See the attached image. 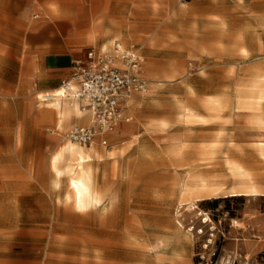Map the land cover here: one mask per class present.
<instances>
[{
	"label": "rangeland",
	"instance_id": "rangeland-1",
	"mask_svg": "<svg viewBox=\"0 0 264 264\" xmlns=\"http://www.w3.org/2000/svg\"><path fill=\"white\" fill-rule=\"evenodd\" d=\"M99 3L117 28L88 22L86 0H0V264H264V101L244 103L264 79V0ZM114 43L136 45L146 91L107 147L71 143L89 116L59 119L42 99ZM67 146L95 151L99 207L73 208L76 157L57 161L59 176L52 166ZM226 160L263 195L224 197L241 183ZM194 173L219 194L183 195Z\"/></svg>",
	"mask_w": 264,
	"mask_h": 264
},
{
	"label": "built area",
	"instance_id": "built-area-1",
	"mask_svg": "<svg viewBox=\"0 0 264 264\" xmlns=\"http://www.w3.org/2000/svg\"><path fill=\"white\" fill-rule=\"evenodd\" d=\"M143 57L136 45L122 47L114 43L109 49L90 48L71 66L70 77L57 91L45 94L42 101L53 98L76 102L89 116V124L74 126L65 139L82 146L94 142L108 146V137L122 123L132 120L126 114L128 101L146 91L141 77Z\"/></svg>",
	"mask_w": 264,
	"mask_h": 264
},
{
	"label": "bare ground",
	"instance_id": "bare-ground-1",
	"mask_svg": "<svg viewBox=\"0 0 264 264\" xmlns=\"http://www.w3.org/2000/svg\"><path fill=\"white\" fill-rule=\"evenodd\" d=\"M118 1L116 0V2ZM124 1L128 2L129 0ZM86 2L88 4V8L85 9L84 16L88 22L90 18L94 19L100 16L102 23H104L108 29L111 30L117 28L116 19L118 18L119 12L116 11L115 8L110 9L109 5H107L103 11H100V0H86ZM239 43L240 40L235 42V44ZM240 51L245 50L241 48ZM251 88V92L256 94L257 97L247 99L244 103L258 108L260 103L264 101V79L254 81ZM57 90L58 89H55L54 92ZM52 100L55 101L54 106L59 119H67L71 116V114H74L75 116L77 114V117L86 114V111L82 110L76 102L63 101L57 97ZM186 118L195 119L196 117L193 113H187ZM259 125L264 127V121L260 122ZM258 146L259 153L261 156H264V143H259ZM94 153V150L85 152L81 148L67 146L52 159L53 169L59 176L60 171L56 168L57 161L65 155L76 157V164L68 168L70 189L69 200H71L73 208L79 212H86L89 209L99 207L102 204V194L97 189V181L91 166L88 165V162L91 161ZM225 165L232 171V176L237 177L241 183H239L237 188H233L232 191L224 195V197L263 195L261 194V191L251 185L252 174L247 169L233 160H226ZM181 188L183 195L196 197L197 202L204 200L205 198L203 197L213 195L217 190L218 194L220 192V186H218V188L211 186L208 180L196 173L191 174L188 181L181 185ZM191 207H193V209L195 208L193 205H190V208Z\"/></svg>",
	"mask_w": 264,
	"mask_h": 264
},
{
	"label": "crops",
	"instance_id": "crops-1",
	"mask_svg": "<svg viewBox=\"0 0 264 264\" xmlns=\"http://www.w3.org/2000/svg\"><path fill=\"white\" fill-rule=\"evenodd\" d=\"M55 87H57V86H55V85H53V84H50L49 86H48V88L47 89H49V90H47L46 92H48V91H53L52 89H54ZM89 124V123H88Z\"/></svg>",
	"mask_w": 264,
	"mask_h": 264
}]
</instances>
